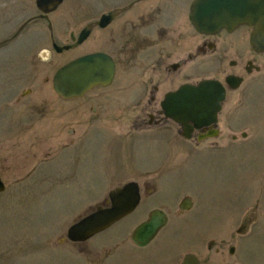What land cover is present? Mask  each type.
<instances>
[{
	"label": "rangeland",
	"instance_id": "rangeland-1",
	"mask_svg": "<svg viewBox=\"0 0 264 264\" xmlns=\"http://www.w3.org/2000/svg\"><path fill=\"white\" fill-rule=\"evenodd\" d=\"M35 8V0H0V177L6 185L0 193V264H165L188 251L204 263L226 261L227 241L221 254L213 251L219 237H204L203 248L195 246L204 233L217 234L218 225L225 236L254 205V229L236 237L229 263L264 264V185L252 182L251 174L264 164V86L247 93L243 103L230 96L222 108L223 136L234 132L240 140L233 150L189 154V145L177 143L179 152H170L144 132H127L128 120L119 118L120 108L108 106V98L92 108L96 91L72 99L53 91L54 72L74 50L43 59L50 43L45 25L2 43ZM64 34L62 23L54 22V37L63 41ZM253 132L257 136L249 140ZM128 181L155 194L142 191L131 213L85 243L62 241L72 222ZM188 191L202 206L188 215L194 219L169 208V223L155 238L145 247L133 244L131 231L151 205L175 204ZM209 240L215 241L211 249Z\"/></svg>",
	"mask_w": 264,
	"mask_h": 264
},
{
	"label": "flooded vegetation",
	"instance_id": "flooded-vegetation-1",
	"mask_svg": "<svg viewBox=\"0 0 264 264\" xmlns=\"http://www.w3.org/2000/svg\"><path fill=\"white\" fill-rule=\"evenodd\" d=\"M234 1L238 11L242 7L251 10L258 4L253 3V0ZM210 2L211 0H61L50 11L43 12L36 7L35 13L26 17L11 37L2 43L16 39L34 25H45L50 43L43 50L44 59L73 49L74 55L62 61L58 68L71 60L94 55L101 70L110 72L111 76L104 80L106 82L94 84L81 96L96 91L95 100H91V106H94L92 108H97L98 102L102 103V99L108 98V106L120 108L119 118L128 120L130 127L127 132H144L150 140L163 141L166 150L170 152L178 153L175 144L179 143L189 145V154L221 153L226 148L233 150L236 143L240 142L234 132L223 136L220 115L225 102L232 96L235 102L243 103L247 93L264 86V34L255 24L241 18L240 14L228 25L209 23L205 11ZM54 22L64 26L63 41L57 40L53 35ZM65 46L69 47L57 49ZM207 79L216 81L224 90L216 121L197 127L189 120L188 134L185 136L181 123L165 114L163 107L170 106L166 96L183 85H197ZM101 118V121L106 119L103 115ZM251 134L249 140L257 136V132ZM240 135L243 139L247 137L246 132ZM225 141L229 146L223 147L222 142ZM203 144L206 147L201 150L200 146ZM251 174L252 182L264 185V164L255 165ZM146 187L148 188L146 184H143L142 190L139 187L141 198L142 191L153 193V189L146 190ZM189 194L181 197L175 204L151 205L139 224L148 219L155 209L166 214L168 224L169 208H173L181 217H189L191 221L194 218L188 215L196 213L202 206H199L190 192ZM253 207L257 209L256 205ZM252 209L251 207L238 218L236 225L229 226L225 236H219V225L216 226L217 234L204 233L195 248H203L201 240L204 237H219L222 242L213 251L221 254L224 250L223 242L227 241L226 261L231 264L230 255L234 253L236 237L252 232L257 222L256 210L252 217L249 216ZM244 221L247 223L243 226ZM231 239L234 244L229 242ZM206 245L211 249L215 241L209 240ZM198 259L199 264H208L199 257ZM179 261L165 264H177ZM226 261L218 258L216 263L211 264H223Z\"/></svg>",
	"mask_w": 264,
	"mask_h": 264
},
{
	"label": "water",
	"instance_id": "water-1",
	"mask_svg": "<svg viewBox=\"0 0 264 264\" xmlns=\"http://www.w3.org/2000/svg\"><path fill=\"white\" fill-rule=\"evenodd\" d=\"M60 2L61 0H36V5L39 10L46 12L56 8ZM254 2L258 4L253 9L245 10V7H242L241 11H238L234 0H211L205 13L208 14L209 23L226 25L240 14L241 18L257 25L264 34V0H253ZM95 58L94 55H86L60 67L52 77L54 91L64 98L79 97L94 84L106 82L104 80L111 76L110 72L101 70ZM223 98L224 90L216 81L202 80L197 85H183L167 94L166 99L170 106H164L163 109L167 116L181 123L184 135L187 136L189 120H192L197 127L216 121V113ZM4 189L5 183L0 177V192ZM108 197L105 206L97 205L94 210L67 228L68 240L85 241L132 212L140 200L138 184L135 181L127 182L121 187L110 190ZM253 212L254 209L250 211V217L253 216ZM166 222L167 217L163 211L153 210L150 217L133 230L131 238L137 245L145 246ZM246 223L244 221L243 226ZM179 264H199V260L194 254L187 253Z\"/></svg>",
	"mask_w": 264,
	"mask_h": 264
}]
</instances>
